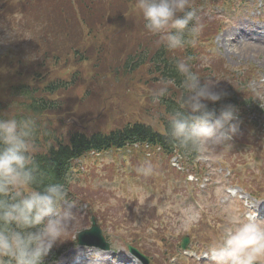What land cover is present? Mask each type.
Instances as JSON below:
<instances>
[{
  "label": "rangeland",
  "instance_id": "1",
  "mask_svg": "<svg viewBox=\"0 0 264 264\" xmlns=\"http://www.w3.org/2000/svg\"><path fill=\"white\" fill-rule=\"evenodd\" d=\"M131 1L134 4L128 7L126 18H129L134 13L139 17L138 0ZM120 2L122 0H99L96 12L87 22L93 26L92 30L94 31L97 21H102V18L103 27L92 35H80L77 41L81 46L83 44L82 39L89 47H94L100 43L104 44L105 53L111 52L112 49L120 46L109 43V41L117 40L111 35L112 32L122 27V22L114 18L118 10L117 3ZM210 2L212 4L209 7L211 11L216 12L220 8L226 20L232 17L233 19L223 30L220 31L221 26L213 32L214 44L210 48L209 44L204 42L207 39V35H201V32H207L208 27L215 18L208 16L205 13L206 9L199 7V13L203 11V28L199 33V39L202 44L197 46V50H199L198 58L202 65L196 63L193 71L196 74L200 71L205 72L208 64H215V67H212L214 71L222 73L223 70L225 75H235L231 78V81L235 88L242 92L244 99H251L253 97L252 94H254L255 97L261 100V95L264 96V82H262L264 78V5L259 7L257 1L256 6L254 0H210ZM125 22L127 21L125 20ZM46 26L49 27V23ZM213 26H215L214 23ZM2 28L0 25L1 30ZM5 28L7 29V27ZM56 29L57 27L54 31ZM1 30L0 53L7 46L6 40L9 38V36L4 34L5 31ZM139 34L138 25L133 23L131 33L120 37L121 43L127 49L124 53V58L138 51V49L134 50V43ZM249 38L252 41L246 42ZM66 41L63 39L64 43ZM8 43H12V41ZM61 44L62 40H60L58 45ZM85 52L90 57L89 62L74 66V61L68 57V63L59 64L53 68H46V72H49L52 78L67 79L72 70L77 71L73 86H69L66 92L59 93L55 107L51 115L46 117V119L23 113L24 100L13 94L8 88L9 85L30 83V81H25V73L35 70L32 67L26 68L32 62L26 61L16 67L17 64H11V61L5 64L0 55V115L3 117H14L17 112H20L22 115L21 119L30 118L35 122V131L41 130V125L45 122L46 129L53 125L60 132H63L62 119L65 113L70 119L68 122L75 121V119L82 120L84 125L90 128L110 127L124 121H132L138 117L151 121L149 117L156 118L161 113V108L158 104L143 102L144 97L142 94L145 87L143 80L150 77L145 67L142 69L141 74L129 77L122 75L120 69L111 68V65L108 64L117 61L115 55H121L120 53L124 52L122 48L115 49L114 57L109 54H107L108 56L105 55L100 70L96 69L93 64L95 63L96 52L93 49L85 50ZM62 58L66 59L65 55H62ZM240 69H245L243 80L237 75V71ZM11 70L15 71V73H12ZM101 70H108L109 72L104 75ZM257 72L259 73L255 74ZM103 76L106 78L105 82ZM37 77L40 80L46 79V81L52 79L46 74H41ZM212 77L213 81H219V84L222 81L220 77L226 78L216 73ZM257 79H259L258 83L262 84V87L258 85L260 87L259 91L253 87L254 84H257ZM239 81H241L240 84ZM102 82L104 83L101 84ZM220 85L222 86V84ZM161 86H164V84L157 85L155 89ZM86 92L89 96L85 95ZM115 103L118 108L112 109L111 107ZM99 112L103 113V116ZM229 143V148L219 145L215 150L207 148L201 150V161L204 162L197 165L195 169H185L188 173L194 175L195 181L188 182L183 175H180L181 179L172 180L174 195L170 200L174 204H162L161 208H167L166 212L168 214H170L171 208L175 211L178 210L179 217L177 219L179 223L176 224L175 214L171 216L164 214L162 216L164 224L160 226V230L166 231L160 235L150 234L144 236L145 232L141 230L148 223V221L142 220L144 209L142 203L150 202L147 199L151 197L152 192L148 188L145 189V185L139 181L142 178H156L159 164L163 166L159 157L156 155H151L149 159L141 157L142 161H150L152 163L153 172L147 177L138 174L139 179L134 178L137 181L133 180L136 174L133 162L140 166L139 160L129 156H126L125 160H122V158L116 159L118 155L111 157L110 154H107L106 158H100L99 156L90 157L89 161H85L89 168L86 165H81V172L76 175L77 178L71 185L70 197L72 198L71 200L75 201L76 209L72 230L67 239H72L74 234L80 229L87 228L90 224L89 219L92 216L100 226L107 227L108 230H111L116 235L123 234L122 232L124 231L132 233V231H127V229L120 226L126 225L131 219H134L130 224L134 222L137 226V231L141 233V235L137 234L143 240L141 241L143 247L152 256V264H172V260H174L173 264H181L184 260L180 259L179 255L174 254L175 249L169 248L167 252H164L167 247L164 240H162L163 234L166 235V239H171V231L175 227L177 231H184L183 234L187 232L190 235L189 244L192 246L191 248L211 246L222 235L220 232L223 226L221 227L220 225L223 223L224 218L227 217L229 219V221L225 222V225H229L238 216L247 211L245 205H242L243 210L238 207L239 201L243 204L239 195L246 191H243V184H240L236 178H244L243 180L252 181V184H256L252 177L257 172L260 174V169L264 167V134L257 127L253 128L239 124L238 134ZM134 185L139 186L138 191L134 190ZM227 187H233L238 191L235 195L236 198L227 195L225 191ZM196 190L197 193H193ZM250 198L252 200V197ZM226 199H228V202L224 205ZM189 206L199 211L200 218L198 221L192 222L185 217L184 209ZM147 213L151 214V210H147ZM210 226H215L217 230L214 231V228ZM152 227L155 229L154 226ZM113 229L116 230L113 231ZM155 232L159 231L155 229ZM199 238L205 242L200 244ZM70 253L71 250H64L59 259L68 257Z\"/></svg>",
  "mask_w": 264,
  "mask_h": 264
},
{
  "label": "clouds",
  "instance_id": "2",
  "mask_svg": "<svg viewBox=\"0 0 264 264\" xmlns=\"http://www.w3.org/2000/svg\"><path fill=\"white\" fill-rule=\"evenodd\" d=\"M195 0H138L144 27L161 35L168 50L184 48L186 34L198 36L202 17ZM182 77L179 104L169 112L167 135L174 144L189 150L229 148L239 132L238 109L231 103L210 107L229 96L219 81L201 79L187 59L175 62ZM168 81L152 92L159 104L169 94ZM36 125L30 118L0 116V264H45L54 248L69 236L76 203L65 185L46 180L33 154ZM145 177L153 172L150 161L136 168ZM185 217L192 222L199 211L189 206ZM75 264H108L102 250H77ZM206 264H262L264 218L249 209L225 225L220 239L208 247Z\"/></svg>",
  "mask_w": 264,
  "mask_h": 264
},
{
  "label": "trees",
  "instance_id": "3",
  "mask_svg": "<svg viewBox=\"0 0 264 264\" xmlns=\"http://www.w3.org/2000/svg\"><path fill=\"white\" fill-rule=\"evenodd\" d=\"M33 1V0H32ZM63 1V0H62ZM64 4V3H63ZM19 8L22 10H29L28 3L22 2L19 4ZM61 10L60 7H58ZM45 17L46 22V14L43 15ZM60 16V15H58ZM68 15L59 19H53L52 23L56 29V33L60 32V34H64V31L67 30L66 24H68ZM46 30V28H44ZM52 35V34H50ZM53 37V36H52ZM54 38V37H53ZM54 49V48H53ZM171 50H168L165 46H162L160 51L156 52L154 58L156 59V69L160 74L162 82H168L174 80L175 83H172L173 86L180 88V81L182 79L175 71V62L179 59H187V62L190 63L191 56L190 54H182L176 53V55H170ZM12 52L8 51L3 57V62L5 64L10 63L13 64V60L9 59ZM46 56V55H45ZM46 58H43L39 63L36 62V66H46ZM35 77H37L36 73H33ZM36 82L38 85L44 87L43 89H47L48 94H52L59 87L58 82L55 79L40 80L39 77L36 78ZM52 82V83H51ZM54 82V83H53ZM169 84V83H168ZM60 85V84H59ZM22 89L21 93L26 94L27 89ZM181 90V88H180ZM171 92V93H170ZM168 96L164 97L160 105L162 106L161 111L162 115L158 117L162 132L157 131L151 125L142 122H134V123H125L124 125L116 128L109 129L107 132H101V134L94 133L90 136L85 137L84 135L73 132L68 135V141L63 142L57 141L56 145H50L47 149L41 151L38 149V146L41 144L39 141L40 135L37 137L36 132L33 138V154L35 159L39 163L41 170L46 174V180L52 182H65V169L66 163L71 158L79 156L82 154L84 149L94 147L95 149H102L108 147H123L127 145H132L134 143L143 144L147 143L150 145H159L165 150H169L175 144L170 141L167 135L168 129V114L174 106L179 104V100L177 97L173 96L172 93L175 92V89H170ZM229 92V96L224 100L217 102L215 105L210 104V107L219 108L221 104L231 103L238 107L236 103L235 94L231 91ZM180 93V92H178ZM250 104V101H246ZM25 110L24 113L30 112L33 114L40 115L43 111L49 110L52 107V103L42 102L39 100H35L34 102H30L24 104ZM243 105V104H242ZM49 107L48 109H46ZM184 153H193L195 150H189L178 146Z\"/></svg>",
  "mask_w": 264,
  "mask_h": 264
},
{
  "label": "water",
  "instance_id": "4",
  "mask_svg": "<svg viewBox=\"0 0 264 264\" xmlns=\"http://www.w3.org/2000/svg\"><path fill=\"white\" fill-rule=\"evenodd\" d=\"M88 233H93V234H95L96 236L99 235V233L97 232V229H96V227H95L94 224L92 225V228L88 231Z\"/></svg>",
  "mask_w": 264,
  "mask_h": 264
}]
</instances>
